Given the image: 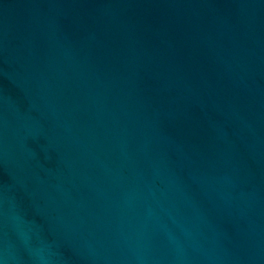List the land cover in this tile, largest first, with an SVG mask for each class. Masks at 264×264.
<instances>
[{
	"label": "water",
	"instance_id": "water-1",
	"mask_svg": "<svg viewBox=\"0 0 264 264\" xmlns=\"http://www.w3.org/2000/svg\"><path fill=\"white\" fill-rule=\"evenodd\" d=\"M0 264H264V0H0Z\"/></svg>",
	"mask_w": 264,
	"mask_h": 264
}]
</instances>
